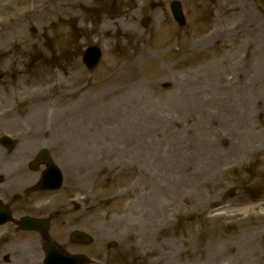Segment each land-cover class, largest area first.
<instances>
[{
  "label": "rangeland",
  "instance_id": "1",
  "mask_svg": "<svg viewBox=\"0 0 264 264\" xmlns=\"http://www.w3.org/2000/svg\"><path fill=\"white\" fill-rule=\"evenodd\" d=\"M172 1L0 0V97L34 124L25 156L52 143L92 264H202L205 242L264 264V0H178L182 28Z\"/></svg>",
  "mask_w": 264,
  "mask_h": 264
},
{
  "label": "flooded vegetation",
  "instance_id": "2",
  "mask_svg": "<svg viewBox=\"0 0 264 264\" xmlns=\"http://www.w3.org/2000/svg\"><path fill=\"white\" fill-rule=\"evenodd\" d=\"M1 109L8 110V105H3ZM0 127V139L3 133L8 137L14 136L12 119L1 123ZM30 138V135L23 134L19 149L28 148ZM21 153L16 156L14 148L0 144V217L10 216L6 223L0 225V264H31L32 260L40 264L46 240L38 232L19 227L24 217L45 220L48 223L49 241L60 244L70 253L78 254L81 247L69 240L70 230L78 223L72 213L78 209L70 211L67 201L59 205L53 203L52 192L35 191L44 167L32 171L30 163L22 161ZM63 205L69 209L64 210ZM63 215L67 219H61Z\"/></svg>",
  "mask_w": 264,
  "mask_h": 264
},
{
  "label": "water",
  "instance_id": "3",
  "mask_svg": "<svg viewBox=\"0 0 264 264\" xmlns=\"http://www.w3.org/2000/svg\"><path fill=\"white\" fill-rule=\"evenodd\" d=\"M171 11H172V14L174 16V18L180 23L182 24V15H181V8L179 6L178 3H173L172 6H171ZM92 50V49H91ZM92 53H95V50H92ZM99 57V54L97 53V55L95 54V58L92 59V61H90V64H94L96 63L97 59ZM74 236H77V235H74ZM80 237V236H79ZM55 260L54 259H51L49 261V264H55ZM63 263L64 264H73V262L70 260V259H64L63 260Z\"/></svg>",
  "mask_w": 264,
  "mask_h": 264
},
{
  "label": "bare ground",
  "instance_id": "4",
  "mask_svg": "<svg viewBox=\"0 0 264 264\" xmlns=\"http://www.w3.org/2000/svg\"><path fill=\"white\" fill-rule=\"evenodd\" d=\"M11 34H13L14 36H20L21 35V31H20V29H18L17 27H13L12 28V31H11V33H9L8 35H4L1 39L3 40V41H5V43H7L8 41H10L11 39H13V36L11 35Z\"/></svg>",
  "mask_w": 264,
  "mask_h": 264
}]
</instances>
